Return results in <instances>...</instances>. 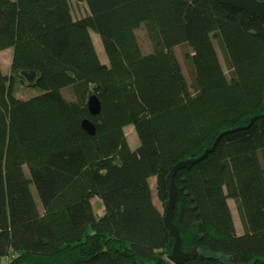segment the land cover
Returning a JSON list of instances; mask_svg holds the SVG:
<instances>
[{
  "label": "trees",
  "instance_id": "16d2710c",
  "mask_svg": "<svg viewBox=\"0 0 264 264\" xmlns=\"http://www.w3.org/2000/svg\"><path fill=\"white\" fill-rule=\"evenodd\" d=\"M142 23L152 44L146 54L136 33ZM181 45L190 48L189 82L175 52ZM9 48L10 72L0 64V258L173 264L174 237L149 180L156 177L164 207L173 166L237 129L175 175L181 249L204 255L183 264H264V18L214 0H0V52ZM25 70L36 73L33 83ZM15 77L41 94L17 98Z\"/></svg>",
  "mask_w": 264,
  "mask_h": 264
},
{
  "label": "rangeland",
  "instance_id": "374dc122",
  "mask_svg": "<svg viewBox=\"0 0 264 264\" xmlns=\"http://www.w3.org/2000/svg\"><path fill=\"white\" fill-rule=\"evenodd\" d=\"M72 9H73V13L76 15L81 16V15L85 14L84 8L81 4H73ZM136 33L138 36L139 43L143 49V52L145 54L147 52H151L152 51V44H151L150 38L148 36L146 24L142 23L141 26L136 30ZM92 35H93V38H94L95 43H96V48L100 54V58L102 60H105L108 63V58L105 54L100 36L94 31H92ZM217 49H218L222 64L225 68V71H226L227 75H230L229 68L227 66L223 52L220 49L218 42H217ZM9 51H11V55H10ZM175 52H176V55H177L181 65H182L184 73L187 76V80L189 82L190 81L189 79L191 78V65H190L189 59L187 58L186 54L188 52H190V48L186 45H181V46L176 47ZM12 53H13L12 48H9V50H3L0 52V63L2 65L3 70L6 72H10V62H11V58H12ZM13 89H14L15 96L19 99H29L31 97H34L36 95L41 94V91L39 89L23 84L19 77H15L14 82H13ZM65 94L67 97H71V92L69 90H66ZM126 134H127L128 139H129V143L133 148L137 147L140 144L138 135L135 132L133 126H129L126 128ZM25 171H26V174L29 176V171L26 167H25ZM149 182L151 185L153 201L160 210H163L164 207L162 206V203L158 200V197H157L156 177H151ZM32 191H33V194L35 196V200H36L39 208H42L38 193H37L34 185H32ZM91 202L93 204L95 212L98 215H102L104 213V205H103L102 200L99 197H94L91 200ZM229 204H230V207L232 209V213L234 216V220H235V224H236L238 232L239 233L244 232L242 224H241L240 215H239V212L237 210V206H236L235 201L230 199ZM9 261H10L9 257L0 258V264H8Z\"/></svg>",
  "mask_w": 264,
  "mask_h": 264
},
{
  "label": "water",
  "instance_id": "95a60500",
  "mask_svg": "<svg viewBox=\"0 0 264 264\" xmlns=\"http://www.w3.org/2000/svg\"><path fill=\"white\" fill-rule=\"evenodd\" d=\"M220 4L230 6L239 10H243L246 13L257 15L264 18V0H214ZM21 75L25 78L28 83H33L36 80V73L31 70H25L21 72ZM88 108L91 115L96 116L101 112V103L97 95L93 94L88 99ZM258 116L251 119L250 125L253 123ZM83 128L92 136L96 133V128L93 122L89 119H85L82 123ZM237 129H229L222 132L216 139L212 149L206 150L198 158H190L179 161L173 166L171 172L167 177V187H168V200L164 204L165 214L164 219L167 227L169 228L171 234L174 237V246L171 253L168 255V260L173 264H183L186 261L194 259L196 257H203L204 255L200 253L197 247L192 248L190 251H183L181 249V235L180 229L175 221V206L177 200V186L175 183V175L179 170L190 169L194 164L198 163L204 159L209 152H211L220 138L227 134L236 131ZM231 263H237L238 259L236 256L229 259Z\"/></svg>",
  "mask_w": 264,
  "mask_h": 264
},
{
  "label": "crops",
  "instance_id": "0c3cea01",
  "mask_svg": "<svg viewBox=\"0 0 264 264\" xmlns=\"http://www.w3.org/2000/svg\"><path fill=\"white\" fill-rule=\"evenodd\" d=\"M92 37H93V35H92ZM93 40H94V38H93ZM94 42H95V40H94ZM95 45H96V43H95ZM6 50H9V49H6ZM10 52V55H11V51H9ZM103 62L104 63H106V61L105 60H103ZM1 64V63H0ZM2 66V65H1ZM238 234H242V233H238Z\"/></svg>",
  "mask_w": 264,
  "mask_h": 264
}]
</instances>
